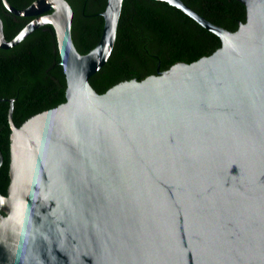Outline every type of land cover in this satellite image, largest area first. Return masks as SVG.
<instances>
[{
    "label": "water",
    "instance_id": "95a60500",
    "mask_svg": "<svg viewBox=\"0 0 264 264\" xmlns=\"http://www.w3.org/2000/svg\"><path fill=\"white\" fill-rule=\"evenodd\" d=\"M1 1L31 20L8 40L0 18V48L50 24L66 87L20 126L9 100L0 264H264V0H239L234 31L162 0L220 46L103 93L89 78L111 54L122 0H106L84 54L67 0Z\"/></svg>",
    "mask_w": 264,
    "mask_h": 264
},
{
    "label": "trees",
    "instance_id": "16d2710c",
    "mask_svg": "<svg viewBox=\"0 0 264 264\" xmlns=\"http://www.w3.org/2000/svg\"><path fill=\"white\" fill-rule=\"evenodd\" d=\"M16 8L34 0H7ZM73 14L71 36L81 54L91 50L101 34L106 0H67ZM210 22L234 31L245 21L239 0H182ZM6 39L31 20L8 11L0 0ZM220 39L180 9L162 0H122L116 39L106 63L90 78L98 93L123 80H141L176 62H192L211 54ZM65 75L56 35L50 24L33 30L15 46L0 48V193L9 183V100L12 120L20 126L32 115L65 101Z\"/></svg>",
    "mask_w": 264,
    "mask_h": 264
},
{
    "label": "flooded vegetation",
    "instance_id": "af4514ba",
    "mask_svg": "<svg viewBox=\"0 0 264 264\" xmlns=\"http://www.w3.org/2000/svg\"><path fill=\"white\" fill-rule=\"evenodd\" d=\"M2 162V161H1Z\"/></svg>",
    "mask_w": 264,
    "mask_h": 264
}]
</instances>
